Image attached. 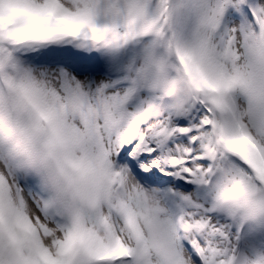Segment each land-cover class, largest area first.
I'll use <instances>...</instances> for the list:
<instances>
[{"label": "snow or ice", "instance_id": "1", "mask_svg": "<svg viewBox=\"0 0 264 264\" xmlns=\"http://www.w3.org/2000/svg\"><path fill=\"white\" fill-rule=\"evenodd\" d=\"M0 264H264V0H0Z\"/></svg>", "mask_w": 264, "mask_h": 264}]
</instances>
